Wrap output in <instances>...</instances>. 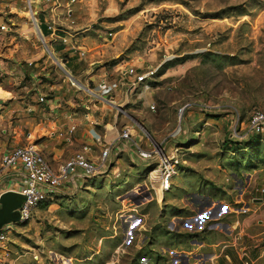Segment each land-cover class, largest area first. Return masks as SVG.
<instances>
[{"label": "rangeland", "instance_id": "374dc122", "mask_svg": "<svg viewBox=\"0 0 264 264\" xmlns=\"http://www.w3.org/2000/svg\"><path fill=\"white\" fill-rule=\"evenodd\" d=\"M44 1L32 0L36 23L27 4V40L19 38L25 72L27 61H46L36 88L48 98L68 87L66 96L82 90L57 61L65 58L59 48L74 46L88 77L107 73L106 90L100 78L81 82L96 101L118 108V130L133 127L135 141L176 158L177 171L158 201L149 179L155 165L115 151L120 162L112 161L107 175L59 194L27 223L6 224L1 264H210L205 242L238 241L233 224L247 218L264 250L257 223L264 212V139L239 141L232 130L235 113L241 121L264 112V0ZM44 21L57 43L41 37ZM128 67L154 76L128 90ZM24 71L17 76L26 89L11 107L10 131L18 135L8 150L27 145Z\"/></svg>", "mask_w": 264, "mask_h": 264}, {"label": "crops", "instance_id": "0c3cea01", "mask_svg": "<svg viewBox=\"0 0 264 264\" xmlns=\"http://www.w3.org/2000/svg\"><path fill=\"white\" fill-rule=\"evenodd\" d=\"M30 2L32 3V0ZM45 2L40 3L44 4ZM53 3L55 4L54 1ZM41 14L42 10L40 9V14L37 17ZM31 16L33 15L31 14ZM38 30L42 38L57 43L59 36H55L50 31L46 21L39 23ZM25 31H27V0H0V158L9 151L7 148L13 146L14 133L16 136L18 135L17 131H13V133L10 131V125L13 124L12 119L14 118L12 114L15 112L11 107L15 104L13 101L19 98V92L26 89L21 86L17 76L18 70H25L23 61L19 59L23 50L19 38L23 37L27 40ZM46 33L48 34L46 35ZM70 51L69 47L59 48L57 53H63L64 57L68 58L61 60L57 58V61L61 62L62 66L67 69L68 75L74 79L70 80L71 83L77 87H82V90H77V92H72L66 96L64 92H71L68 87L62 92L57 91L51 98H48L36 88L37 85L40 87L39 77L46 71V61L39 62L44 57L27 61V70L23 72V80L27 82V108H25L27 123L24 125L25 130H27V146H32L38 150L54 170H58L76 153H81L89 160L95 161L99 152L95 138L105 132L108 136L107 140L112 141L118 133L120 125L117 118L118 108H113L103 101H96L95 96L90 94L91 90H87V85L81 82L83 79L89 81L92 78L94 80L100 78L101 83L103 80H109L107 73L88 77L87 74L90 73V69L86 67L85 61L76 58L74 53ZM37 69H39L38 72ZM61 88V86L58 87L59 90ZM80 91L82 93H78ZM41 95L46 97L43 104L38 102V97ZM111 102L109 103L111 104ZM98 103L101 105L97 106ZM111 109H115L116 113L113 114ZM72 126L75 129L69 133ZM115 151L124 152L120 148ZM114 156L113 154L111 161H115L117 164L120 162V158ZM116 159L119 160L116 161ZM110 169L111 167L108 171ZM85 179L77 177L72 182L70 180L64 181L60 194L65 195L70 190L73 193ZM260 216L261 221L257 223H261L259 228L261 231L264 229V212ZM253 221L252 218H247L242 224L238 220L234 222L233 225L237 226V231L241 233V236H236L238 241L232 242L233 240L230 241L228 237L225 242L223 241L224 238H220L211 244L205 242L206 261H210V257L214 255L210 264H244L245 261L249 264H264L263 246L259 244L260 239L258 240L255 236L257 227H253ZM232 230L233 234L237 232L234 231V228ZM241 251H245L244 257ZM0 252L5 251L0 250ZM4 261L5 257L0 254V264Z\"/></svg>", "mask_w": 264, "mask_h": 264}, {"label": "built area", "instance_id": "2783aa9c", "mask_svg": "<svg viewBox=\"0 0 264 264\" xmlns=\"http://www.w3.org/2000/svg\"><path fill=\"white\" fill-rule=\"evenodd\" d=\"M44 0H39L43 2ZM48 1V0H47ZM31 10V2L27 0ZM36 23L35 15L31 16ZM51 31V29H50ZM63 42H65L63 40ZM70 50L77 54L74 46ZM138 67H128L123 71V79L129 83V89L134 91L138 86L150 80L154 76L153 71L139 73ZM100 88L106 90L109 86L103 80ZM46 97H38L39 104H43ZM240 115L235 113V121L232 127L237 131L239 141L258 136L264 139V112L253 110L246 120H239ZM74 126L70 127L69 133L73 132ZM107 133H103L95 138L99 147L98 157L91 161L81 153L74 154L58 170H54L51 164L43 155L32 146H16L5 152L0 158V197L8 192L17 194L21 197L20 205L14 213L18 216L16 224L27 223L34 213L48 201H52L60 194L62 184L66 180L74 181L78 178L92 179L100 175H105L111 166V158L118 148L122 151L133 154L140 161L147 164L153 163L155 170L152 173L156 175L150 181L156 182L152 189L158 201L163 199L166 192L171 189V180L176 174L178 161L173 156L161 149L145 150L142 145L135 141V131L133 127H122L112 141H108ZM1 210V204H0ZM11 225L0 228V248L6 251L4 246L8 244V232ZM0 249V250H1ZM243 257L245 251H241ZM244 264H249L247 261Z\"/></svg>", "mask_w": 264, "mask_h": 264}, {"label": "water", "instance_id": "95a60500", "mask_svg": "<svg viewBox=\"0 0 264 264\" xmlns=\"http://www.w3.org/2000/svg\"><path fill=\"white\" fill-rule=\"evenodd\" d=\"M21 202V197L17 194L8 192L0 197V228L8 223H16L18 216L14 213V210L18 208Z\"/></svg>", "mask_w": 264, "mask_h": 264}, {"label": "bare ground", "instance_id": "6f19581e", "mask_svg": "<svg viewBox=\"0 0 264 264\" xmlns=\"http://www.w3.org/2000/svg\"><path fill=\"white\" fill-rule=\"evenodd\" d=\"M156 174L155 173H152V177H154Z\"/></svg>", "mask_w": 264, "mask_h": 264}, {"label": "trees", "instance_id": "16d2710c", "mask_svg": "<svg viewBox=\"0 0 264 264\" xmlns=\"http://www.w3.org/2000/svg\"><path fill=\"white\" fill-rule=\"evenodd\" d=\"M40 28H42V25H40ZM46 31V30H45ZM48 33H46V35H47Z\"/></svg>", "mask_w": 264, "mask_h": 264}]
</instances>
